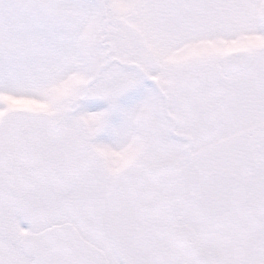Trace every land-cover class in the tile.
Returning a JSON list of instances; mask_svg holds the SVG:
<instances>
[{"label": "snow or ice", "instance_id": "1", "mask_svg": "<svg viewBox=\"0 0 264 264\" xmlns=\"http://www.w3.org/2000/svg\"><path fill=\"white\" fill-rule=\"evenodd\" d=\"M0 264H264V0H0Z\"/></svg>", "mask_w": 264, "mask_h": 264}]
</instances>
